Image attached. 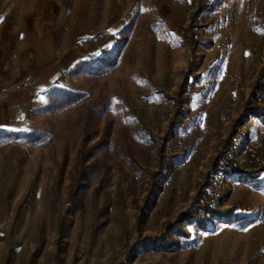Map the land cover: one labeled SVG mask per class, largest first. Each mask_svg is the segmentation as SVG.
<instances>
[{
  "label": "rangeland",
  "instance_id": "374dc122",
  "mask_svg": "<svg viewBox=\"0 0 264 264\" xmlns=\"http://www.w3.org/2000/svg\"><path fill=\"white\" fill-rule=\"evenodd\" d=\"M258 78L264 0H0V264H264Z\"/></svg>",
  "mask_w": 264,
  "mask_h": 264
},
{
  "label": "crops",
  "instance_id": "0c3cea01",
  "mask_svg": "<svg viewBox=\"0 0 264 264\" xmlns=\"http://www.w3.org/2000/svg\"><path fill=\"white\" fill-rule=\"evenodd\" d=\"M33 97L27 89L5 87L0 94V127H12L26 120Z\"/></svg>",
  "mask_w": 264,
  "mask_h": 264
},
{
  "label": "trees",
  "instance_id": "16d2710c",
  "mask_svg": "<svg viewBox=\"0 0 264 264\" xmlns=\"http://www.w3.org/2000/svg\"><path fill=\"white\" fill-rule=\"evenodd\" d=\"M254 86L256 89L264 88V78L263 79L258 78L257 81L255 82ZM261 111L264 113V109L263 110L261 109Z\"/></svg>",
  "mask_w": 264,
  "mask_h": 264
},
{
  "label": "built area",
  "instance_id": "2783aa9c",
  "mask_svg": "<svg viewBox=\"0 0 264 264\" xmlns=\"http://www.w3.org/2000/svg\"><path fill=\"white\" fill-rule=\"evenodd\" d=\"M27 84H28V82H26V81H24V82L22 83L23 86H26ZM0 91H1V85H0Z\"/></svg>",
  "mask_w": 264,
  "mask_h": 264
},
{
  "label": "snow or ice",
  "instance_id": "6c2138e0",
  "mask_svg": "<svg viewBox=\"0 0 264 264\" xmlns=\"http://www.w3.org/2000/svg\"><path fill=\"white\" fill-rule=\"evenodd\" d=\"M245 231H247V229H244Z\"/></svg>",
  "mask_w": 264,
  "mask_h": 264
}]
</instances>
